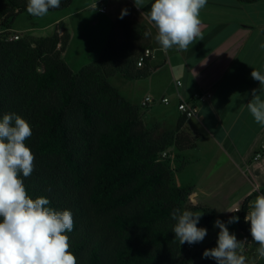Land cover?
<instances>
[{"label":"trees","instance_id":"obj_1","mask_svg":"<svg viewBox=\"0 0 264 264\" xmlns=\"http://www.w3.org/2000/svg\"><path fill=\"white\" fill-rule=\"evenodd\" d=\"M73 1L61 0L48 12ZM26 5L0 0V28L12 30ZM144 33L138 24L118 23L99 60L78 71L63 59L65 49L1 34L0 119L15 113L30 123L25 143L35 167L22 177L24 185L33 199L44 196L49 207L72 211L68 236L78 264H216L203 257L207 247L180 245L172 232L173 209L201 208L187 205L189 191L177 187L175 159L162 153L192 148L193 140L181 132L182 122L173 135L152 140L138 109L110 81L114 71L130 81L149 77L152 58L137 64L149 47ZM247 210L245 202L236 213L242 232L249 231ZM243 254L255 259L256 250Z\"/></svg>","mask_w":264,"mask_h":264},{"label":"crops","instance_id":"obj_2","mask_svg":"<svg viewBox=\"0 0 264 264\" xmlns=\"http://www.w3.org/2000/svg\"><path fill=\"white\" fill-rule=\"evenodd\" d=\"M153 2L145 0L143 8H137L134 0H81L78 10L67 8L69 11L53 23L95 9L96 23L107 16L103 21L110 26V34L123 21L151 32L146 37L153 51L151 74L142 81L147 95L169 97L171 104L149 109L145 125L151 128L154 122L165 130L182 122L180 130L193 140L194 147L183 151L172 148L177 186L189 191L187 205L210 209L228 221L238 216L228 212L229 208H242L245 202L264 194V155L255 160L264 144V127L254 121L246 106L253 89L264 98L259 82L251 77L253 68L264 73V49L259 47L264 43V0H207L200 12L203 40L197 38L187 50L167 51L155 40L157 30L147 20ZM104 6L107 10L101 12ZM123 9L127 14L120 18ZM69 34L72 41V32ZM198 92L212 96L198 104L197 117L186 119L178 103ZM168 111L175 114L174 120L169 119ZM256 262L264 264V259Z\"/></svg>","mask_w":264,"mask_h":264},{"label":"clouds","instance_id":"obj_3","mask_svg":"<svg viewBox=\"0 0 264 264\" xmlns=\"http://www.w3.org/2000/svg\"><path fill=\"white\" fill-rule=\"evenodd\" d=\"M144 2L134 0L137 8H143ZM60 4L61 0H27L26 11L43 17ZM206 6L207 0H154L147 20L156 28L155 40L161 48L187 50L197 38L203 40L200 12ZM126 14L127 9H123L120 18ZM149 35L151 32L144 33L145 37ZM259 47L264 49V43ZM251 77L259 82V90L264 93V73L253 68ZM251 95L247 109L254 121L264 127V98L257 89ZM31 136L30 123L20 115L4 114L0 119V264H78L68 236L74 229L72 211L49 207L50 200L44 196L33 199L24 185L23 178L30 177L35 167V156L25 143ZM240 209L233 206L227 211L236 213ZM201 216L190 210L173 209L172 232L180 245H193L205 239L207 229L197 226ZM238 221V216H232L227 224ZM244 221L250 224L252 241L258 245L255 259L243 254L245 243L219 219L214 222V227L219 228L216 246L205 249L203 257L215 260L216 264H256V259H264V194L249 201Z\"/></svg>","mask_w":264,"mask_h":264},{"label":"rangeland","instance_id":"obj_4","mask_svg":"<svg viewBox=\"0 0 264 264\" xmlns=\"http://www.w3.org/2000/svg\"><path fill=\"white\" fill-rule=\"evenodd\" d=\"M22 2L26 3L27 0H22ZM81 4V0H75V2L71 5V8H68L70 11H76ZM69 10L66 8L60 11L48 12L47 15L43 17H34L28 13H22L16 18L12 30L20 32L21 38L27 37L33 44L46 41L47 49H57V51L65 49L62 54L63 59L69 64L71 69L78 71L83 66L99 60L98 58H100V56H98V53L107 45L106 42H108L107 39L110 34V26L107 21H103L107 18V16L103 18L102 22L96 23L95 9L91 12L76 13L63 23H53ZM0 23H2L1 20ZM69 31L72 32L73 35L72 41ZM70 41L71 45L69 46ZM119 41L122 40L119 39ZM91 44L94 46H91ZM110 81L118 88L120 93L127 98L136 109H138L139 118L141 119L145 129L149 131V135L152 140L160 141L163 137L173 135L176 132V126L168 125L169 127L165 130H161V125L159 126L154 122L150 124L151 128H147L145 125L144 119L149 113V109L159 104L157 103L153 106H145L144 100L148 96L154 97L158 100L163 98H158L154 95H147L148 88L146 87L145 82L142 80H127L117 71H114ZM139 102L140 104H138ZM167 115L169 116V119H175V114L173 112L170 113L168 111ZM194 212L202 215L197 226L207 229V236L205 239L195 245L203 248L207 247L208 249L215 247L217 241L216 234L219 232V228L214 227V222L217 219L222 222H225L226 220H224V217L220 214L215 213L210 209L201 208L195 210ZM226 226L231 233L236 235L239 241H242L243 233L239 229L238 222L226 224ZM245 249L246 248L244 246V250Z\"/></svg>","mask_w":264,"mask_h":264},{"label":"built area","instance_id":"obj_5","mask_svg":"<svg viewBox=\"0 0 264 264\" xmlns=\"http://www.w3.org/2000/svg\"><path fill=\"white\" fill-rule=\"evenodd\" d=\"M107 8L104 6L102 8H100L101 12H106ZM8 33V35L6 36L7 39L9 40H18L21 38L20 36V32L18 31H13V30H9V29H3L0 28V35L4 34L6 35ZM153 57V51L149 48H147L145 50V52L139 57L138 59V66L142 67L145 63V60L147 58H152ZM178 87H180L182 85V82H178ZM212 94L211 93H195L193 95V97L190 100H186V99H180L179 103H178V109L181 112V114L186 118V119H192L194 117L198 116L199 113V103L207 101L209 98H211ZM144 104L145 106H153L158 104H163V105H170L171 104V99L169 97H163L161 100H158L154 97L148 96L146 97V99L144 100ZM264 155V144L262 145L261 149L255 154V160H259L263 157ZM170 157L172 160H174V156L172 154H169L168 151L163 152L162 153V158H167ZM177 174V172H176ZM176 183H177V178H176ZM242 210V208L240 209V211ZM239 211V212H240ZM236 212V213H239ZM247 214V213H246ZM243 237H242V242H244V246H245V250L247 251H252V250H256V248L258 247L257 244L252 241V237L250 234V231H243ZM189 248L193 249L194 248V244L193 245H189Z\"/></svg>","mask_w":264,"mask_h":264}]
</instances>
